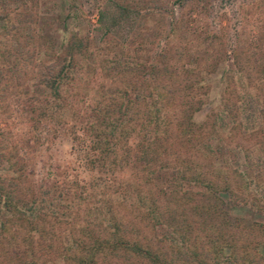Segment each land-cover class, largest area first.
Returning a JSON list of instances; mask_svg holds the SVG:
<instances>
[{
	"label": "rangeland",
	"instance_id": "obj_1",
	"mask_svg": "<svg viewBox=\"0 0 264 264\" xmlns=\"http://www.w3.org/2000/svg\"><path fill=\"white\" fill-rule=\"evenodd\" d=\"M116 1L135 6L147 2L154 5L157 0H0V178L5 188L14 186L22 199L27 197L30 190L36 191L40 197V210L44 214L46 212L47 217L43 227L51 238L61 236L58 223L62 227L75 226L83 224L84 220L98 222L102 219V225L98 228L100 233L119 232L155 250L160 249L170 261L169 264H181L186 254H180L171 247L169 239L179 238L173 232L174 225L181 224L182 217L188 212L181 203L182 195L178 194L174 203L166 197L162 198L154 184L157 180L145 181L152 166L147 165V170H143V164L137 159V156H141L140 145L148 143L149 135L160 131L156 132L151 126V130L146 132L141 127L142 116L139 112L146 107L147 101L127 102L131 108L132 127L126 140H122L119 131L114 130V137L118 139L110 141L114 142L113 146L105 141L111 126L100 122L95 109L98 105L106 107L113 101L120 102L116 98L118 87L129 83L141 72L152 69L148 65L143 68L134 65V62L148 60L152 65L157 58L156 53L163 51L166 55L153 69L157 81L170 94L181 93L175 88L180 90L179 87L187 80L181 74L183 67H193L191 79L200 75L205 77L204 86L198 89L205 91L200 98L201 104H193L199 107L193 114L195 121L206 122L224 105L239 114L242 120L250 109H254L245 136L246 139L249 137L248 141L238 137L230 143L225 138L226 132L221 134L219 127L210 148L214 150L211 152L213 166L209 167L204 156L194 158L199 163L203 161L204 172H214L223 161L215 145L226 149L233 168L243 169L246 152L251 158L258 157L260 163L264 164V138L258 132L262 127L261 112L264 113V0H188L182 5L172 4V0H160L162 8L155 7L147 18H141L136 24L126 20V26H117L113 31L106 32L110 17L116 13ZM168 7L173 10L169 11ZM173 19L177 22L171 25ZM74 35L81 37L84 44L83 52L76 59L71 72L74 78L63 88L65 100L59 102L62 105L58 107L59 104L55 102V113L39 126V129L47 132L42 133L44 143L40 147L30 148L35 156L39 155L37 167L31 169L28 166L25 177L19 183L14 182L9 155L16 150V155L11 159L16 161V167H20L21 159L25 158L27 152L25 141L31 131L25 93L43 88L40 79L46 75L47 67L54 71L58 69L66 44ZM171 70L177 75L176 79L171 77ZM143 91L141 88L139 95H143ZM193 97L197 101L198 96L193 94ZM232 114L229 111L219 113V118L224 120L218 119V124L223 123L229 130L233 123ZM161 116L158 123L162 124V118L166 117ZM167 121L174 123L170 119ZM43 123L48 126H43ZM87 128L90 130L87 131ZM98 129H103V146L109 145L111 149L104 154L103 163L89 168L90 165L83 164V158L90 147L89 138L94 137ZM162 134L160 138L166 136ZM76 135L79 139H75ZM16 144L18 148H14ZM29 144L33 145V140H29ZM164 144L173 148L170 140ZM156 150L164 154L159 147ZM178 153L182 154L181 151ZM176 154L170 157L175 159ZM156 170L164 180L177 181L178 173L172 166L164 170L157 165ZM133 182L138 184L139 189L131 186ZM106 183L113 185L106 189ZM185 188L186 184H183L180 191ZM231 189L233 191V186ZM250 190L254 196L247 197L245 201L238 198L232 200L228 190H221L218 196L223 201L221 207L225 214L217 215L214 212L207 216H192L194 234L197 233L198 239H204L207 224L212 225L214 231L215 225L228 221L233 232L238 221L244 223L247 229H253V238H259L264 244V230L254 228L255 223L264 226V194L260 195L263 192L261 186L255 183L250 185ZM146 191L153 198V204L161 210L164 206L174 208L166 213L169 217L160 211L155 212L156 218L146 217L147 206L153 202L149 201V196L145 197ZM202 191L203 188L190 186L189 192L192 194L185 195V199L192 197L200 201ZM236 191L240 197L241 191ZM110 205L113 206L112 213L116 215V220L120 222L119 229L109 227L111 222L105 220L102 213ZM75 216L76 221H71V218L75 220ZM204 216L206 221L205 218L203 220ZM66 220L70 224L62 222ZM226 229L227 226L222 225L220 230L224 232ZM22 233L21 230L15 236L18 246L14 245L12 251L20 253L26 249L20 240ZM45 238L48 241L49 237ZM71 238L67 233L64 235L67 244ZM44 240L43 236L41 242ZM208 247L204 240L198 250L202 254L200 257L205 256L209 262L212 254ZM12 251L9 255L13 254ZM104 257H99L97 264H151L148 259L133 257L120 248ZM260 259L259 264H263L264 257ZM12 262L18 264V258L13 257ZM188 262L198 264L192 258ZM25 264L34 263L27 260Z\"/></svg>",
	"mask_w": 264,
	"mask_h": 264
},
{
	"label": "trees",
	"instance_id": "obj_2",
	"mask_svg": "<svg viewBox=\"0 0 264 264\" xmlns=\"http://www.w3.org/2000/svg\"><path fill=\"white\" fill-rule=\"evenodd\" d=\"M187 1L188 0H172L171 2L172 4L176 3L182 5ZM159 3L162 2L157 0L154 5H152L153 3L151 2H147L142 3V5L133 6L116 1V13L110 17L105 31H113L117 26H124L126 20H131L132 24H134L135 22L141 21L143 17L147 18L155 7L162 8ZM168 10L172 11L173 9L168 7ZM175 22L177 21L173 19L170 24H175ZM83 48L84 44L82 38L75 35L72 36L66 44L65 54L61 57L62 59L60 60L58 69L54 71L51 70V67H47L48 71H46V75L40 79V84L43 85V88L37 89L33 93H25V99L28 103L27 113H29V119L31 120V131L25 141L27 146V157L25 156V158L21 159L20 167H16V161L11 159L16 155V150L9 155L14 182L19 183V181L25 177L28 166H31V169L37 167L39 155L35 156L34 150L30 151V148L37 149V147H40L44 143L42 133L47 131H44V129L42 131L39 129V126H42L41 122L43 120L45 121L47 118H51L53 113H55V102L58 105L59 102L65 100L63 88L74 78L71 72L76 59L82 54ZM165 55L163 51L157 52V58L155 63L152 62V65H149L150 62L148 60L134 62V65H139L142 68L148 65L151 66L152 69L149 71L147 70L146 73H138V77H133L129 83L125 82L121 87H118L116 92L119 94L116 98H118L120 102L113 101L112 104L106 107L98 105L99 107L97 106V109H95L100 122H105V126H111V129L108 130V137L105 140L106 144L108 143L113 146L114 142L111 143L110 141L115 138L118 139V137H114V130L119 131L118 133L122 140L127 139L129 130L132 127V119L129 115L131 108H129L127 102L142 100L146 103L147 101L146 107H143V110L141 109L139 112L140 116H142V121H140L141 127L145 129L146 132L151 130V126L155 128L156 132L160 131L157 134L149 135V137H147L148 143L140 145L141 156H137V159L143 164V170H147V165L152 166V170L148 169L145 181L157 180L154 184L157 186L158 193L162 198L166 197V199H170L171 202L174 203L178 194H181V203L185 207L184 209L188 210L185 215L190 216L188 213H192L190 217H185L183 214L182 223L174 225L173 232L179 236V238L175 237L169 239L171 247L180 251V254H186L184 259L181 260V264H189L188 260L191 258L196 260L198 264H259L260 258L264 257V244L260 242L261 240L259 238H253L254 233L251 232L253 229H247L244 223L237 221V227H234L235 229L233 232L231 228H229V224H227L228 221H223V223H219L218 226L215 225L214 231H212V225L207 224L205 225L207 233L204 239H198L197 233L195 232L194 234L195 229L193 230V228H195L192 224L194 218L191 219L194 215H212L214 212L217 215L221 213L225 214V211H223L221 207L223 201L220 196H218L221 190H228L231 193L232 200L238 198L239 200L245 201L247 197L254 196L253 193H250V185L255 183L257 186H261L263 192H260V195L263 196L264 164L260 163L258 157L251 158L246 152L244 154L245 162H243V169L233 168L230 165L226 149L215 145V150L217 149L216 151H219L223 156V161H221L222 165L221 162L220 165H217L214 172H204V166H202L203 161L199 163L197 160H194L196 157L199 158L204 156L207 163H209V167L213 166L214 161L211 157V152L214 150L210 148H212V140L216 138L219 127L222 129L221 134L222 132H226L225 138L230 143L232 139L238 137H242V140L248 141L249 137L246 139L245 136L249 130V120L250 116L254 114V109H250L249 113H246L244 116V120H242L239 114L234 113L231 108L224 105L222 110L214 114L211 118L209 117V120L206 122L195 121L193 119V114L199 110V107L193 104L195 102L197 105L201 104L200 98L205 91L200 92L198 89L204 86L205 77L200 75L197 78L191 79L190 77L194 73L193 67H183L181 74L184 75L187 80L182 87H179L180 90H176L175 88V91L181 93L176 94L173 92L170 94V92L165 90L163 85L157 81L153 69L154 65L161 62V60H163L161 58ZM192 62L194 63L195 61H191L190 63ZM102 64L104 65L103 62ZM170 75L174 79L177 78V75L174 71L172 72V70L170 71ZM141 88L144 89L143 95H139ZM195 89H197V91L193 92ZM132 94L134 97H132ZM193 94L194 96H198L197 101L194 100L195 97H193ZM116 98L112 99L115 100ZM61 105L62 104H59L58 107ZM224 111L233 113V123L229 130L226 129L223 123L218 124V119L222 122L224 120L223 118H219V113ZM261 114L263 118L262 127L258 132L261 137L264 138L263 111ZM161 115L166 117L165 119L162 118V124H164L162 129V124L158 123V119L162 117ZM168 119L173 120L174 123H169V121H167ZM43 126L48 125L43 123ZM169 126L172 128L170 129ZM88 128L87 131L90 130ZM174 129L176 130L175 133ZM102 130L103 129L96 130L93 134L94 137L89 138L90 147L85 152V158H83V164L86 166L90 165L89 168L103 163L105 160L104 154L107 150L111 149L109 145L103 146L101 136H103L104 133ZM161 133H163L162 136H164V134H166V136L160 138ZM75 139H79V137L76 135ZM29 140H33L34 144L30 145ZM81 140H84V138ZM169 140L170 144L173 146L172 149L164 144L165 141L167 142ZM16 147L18 148L19 145L16 144L14 148ZM157 147L167 156H162L164 154H160L159 152L157 153ZM235 147L238 149V145ZM242 147L245 150V147ZM180 151L182 154L178 153ZM169 152L171 154L177 153L175 159L170 157L171 154ZM157 165L164 170L172 166L173 169L176 170V173H178L177 181L173 183L168 181L167 178L164 180L160 174L156 173L159 170L154 171ZM28 175H30V173H28ZM183 184H186L187 189L185 188V190L181 192L180 190H182L181 186ZM112 185L113 184L106 183V189H110ZM131 186L138 188V184H135V182L131 183ZM190 186L203 188L201 193L203 198L200 201H196L192 197L187 200L185 199V195L191 193L189 192ZM232 186L233 191L231 189ZM236 190L241 191L240 197ZM14 191L15 195L13 194ZM145 193V197L149 196V201L152 200L153 204L154 200L149 192L146 191ZM195 193L196 192H193V194ZM174 195H176V197H174ZM38 199H40V197H38V194L34 190H30L27 197L22 199L18 196L14 186L5 188L4 181L0 178V264H13V257L18 258V264H25L27 260L28 263L34 264H57V262H61V264H65V262H74V264H97L99 257L104 259V256L111 254L116 248L126 251L133 257L146 258L151 264H169L170 262L164 257L160 249L155 250L148 245L139 243L136 239L121 235L119 232L111 233L108 231V235L102 232L100 233L98 228L102 225V219L98 220V222L94 220H84L83 224H76L75 226L65 225L62 227V224L58 223L61 236L59 238H53L52 236V241L49 232L45 231L43 227L47 217L45 215L46 212L44 214V212L40 210ZM152 204L149 205V207L146 205V217L156 218L155 214L159 211L162 212L164 216L169 217L166 213L168 210L174 209L164 206V209L162 208L161 210L158 205L153 204L154 206H152ZM112 208L113 206L110 205L106 207V211H102V213L104 214V218H106L105 220L111 222L108 224L109 227L119 229L120 222L116 220V215L112 213ZM206 216L203 217V220L205 218L204 221H206ZM171 218L173 219L174 217ZM76 219L77 216H75V220L71 218V221H76ZM62 222L70 224L68 220ZM222 225L225 227L227 226V231L223 232V230H220ZM254 228L257 230H264V226L257 223H255ZM21 230L23 233L20 236V240L26 245V249L20 253L16 252V250H13V252L11 250L13 246H18V241L15 239V236L17 233H20ZM103 231H105V229H103ZM6 233L11 234V236H7ZM66 233L72 237L68 244L66 243L67 240L64 239ZM43 236L45 240L41 242ZM45 237H49L47 238L48 241H46ZM201 239L203 242L205 240V243L209 245L208 249L212 254V259L209 262L204 255V257H200L202 254L198 249L202 242ZM10 251H12L13 254L9 255ZM129 264L132 263L129 262Z\"/></svg>",
	"mask_w": 264,
	"mask_h": 264
}]
</instances>
